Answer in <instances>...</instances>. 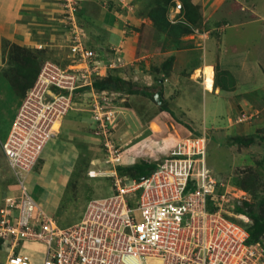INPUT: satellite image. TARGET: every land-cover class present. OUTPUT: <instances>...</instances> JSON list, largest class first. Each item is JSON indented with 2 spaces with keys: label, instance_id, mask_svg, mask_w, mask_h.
I'll return each mask as SVG.
<instances>
[{
  "label": "rangeland",
  "instance_id": "obj_1",
  "mask_svg": "<svg viewBox=\"0 0 264 264\" xmlns=\"http://www.w3.org/2000/svg\"><path fill=\"white\" fill-rule=\"evenodd\" d=\"M161 1L129 0L130 5L123 9L117 2L107 5L104 0H84L76 13L77 25L81 21L87 28L96 30L93 24L79 20L87 4L92 3L94 8L107 5L109 11H114L116 17L111 13L108 18L102 17L103 29H97L101 31L97 35L106 36L104 41L91 47L107 63L97 80L108 81L107 75L115 74L127 87L140 92L130 94L127 90L110 89L100 98L90 93L76 94L72 108L61 120L55 125L44 123L46 128L59 123L58 133L53 131L50 143L43 145L28 175L50 169L51 175L61 170L62 175L56 179L64 187L61 202L56 205V196L53 203L54 196L48 192L41 197L42 185L35 180L26 179L25 184L34 199L43 204L42 208L66 226L79 221L91 198L105 196L111 189V176L96 173H106L114 165L120 171L143 161L161 162L172 152L182 150L184 138L203 134L207 138L208 167L217 181L224 184L223 189L231 198V213L236 215L237 203L250 201L259 203L253 208L264 215L261 165L264 158V0H189L199 14L196 23L184 16L181 0ZM65 4L62 0L64 14L58 20L38 10L33 12L35 16L28 18L25 13L24 18H19L25 24L33 22L29 28L33 26L36 41L40 40L38 45L33 44L30 35L27 40L32 44L25 38L10 36L16 29L15 13L2 12L1 16L9 22L0 21V136L8 130V137L19 114H27L29 104L22 108L35 83L25 89L28 80L23 71L27 65L22 63L35 59L40 72L48 61L66 70L78 67L69 58L70 37L67 39L65 35V26L54 29L59 18L67 20ZM163 5L170 24L183 25L190 32L158 26L150 13ZM179 5L181 9H177ZM115 27L121 33L111 38L107 33H112ZM130 37L134 39L127 45ZM206 66L212 67L214 80L218 68L229 70L234 77L233 90L220 91L215 86L212 91L206 89L203 77L195 73ZM224 77L222 82L230 86V79ZM144 90L154 95L160 91L161 103L154 96L144 94ZM95 100L104 101L117 115L115 127L107 133L119 157L111 166L106 163L109 146L103 144L102 135L95 131L98 127L92 118ZM162 103L176 116L162 110ZM181 121L196 131H190ZM237 136L252 138L254 142L238 143L234 140ZM48 144L51 146L47 147ZM259 240L264 243V232ZM6 256L7 251L1 247L0 264Z\"/></svg>",
  "mask_w": 264,
  "mask_h": 264
},
{
  "label": "built area",
  "instance_id": "obj_2",
  "mask_svg": "<svg viewBox=\"0 0 264 264\" xmlns=\"http://www.w3.org/2000/svg\"><path fill=\"white\" fill-rule=\"evenodd\" d=\"M64 1L70 54L78 67L66 70L46 62L27 94L22 108L29 104L27 114H19L2 142L20 190L0 205L1 247L7 251L2 264H264V243L250 242L244 225L251 218L231 213V198L208 167L205 134L184 138L182 150L156 163L142 178L123 174L115 165L96 173L111 176V189L91 198L74 224L60 225L28 192L27 176L54 135L55 126L46 128L44 123L61 120L76 94L100 98L108 92L94 88L107 63L83 42V28L76 23L84 0ZM104 1L123 9L130 5L129 0ZM106 106L95 100L92 118L109 146L106 163L111 166L119 157L107 133L117 115ZM33 243L45 247L41 262L25 254Z\"/></svg>",
  "mask_w": 264,
  "mask_h": 264
},
{
  "label": "crops",
  "instance_id": "obj_3",
  "mask_svg": "<svg viewBox=\"0 0 264 264\" xmlns=\"http://www.w3.org/2000/svg\"><path fill=\"white\" fill-rule=\"evenodd\" d=\"M26 8V9H25ZM38 10V11H42L43 13H45V15L47 14H51L54 15V18L49 15L50 18H52V20L57 19L58 17L63 16L64 14V10H63V6H62V0H0V16L3 14L2 12H6V11H11L13 12V15L15 13V16L13 18V22L15 23V30L13 31V33H10V36H12L13 38L16 37L20 40H24V38L27 40V35H30L32 37V40L34 41L33 44H39L36 41L37 39L35 38L34 34H33V26H31L29 28V26L31 24H33V22H25L22 20H19V18H24V14L27 13L28 14V18L31 17V15H34V11ZM113 12V13H112ZM110 13L114 14V11H109V8L106 7H102V8H94L92 3H88L84 12L81 13L79 20L81 19L82 21H86L88 24H93L92 26H94L93 28H95L96 30L90 28H87L83 23L80 22V26L83 28L84 33L86 35L85 36V42L89 47H94L95 45H99L100 43H102V41H104V37L106 36H102L97 35L98 33H100L101 31H97V29H103L104 23L103 21H101V18H108L110 17ZM23 14V15H22ZM115 15V14H114ZM27 16V15H25ZM35 16V15H34ZM57 17V18H56ZM116 17V15H115ZM8 21L7 19H5L4 17L1 16L0 21L2 22H6ZM59 23L57 25L56 29H59L62 26H65L66 28V37L68 39V35H69V30H68V26H67V21L63 18H59ZM9 22V21H8ZM108 22V19H107ZM253 23V22H252ZM30 24V25H29ZM249 24V23H247ZM8 25H6V27H8ZM67 26V27H66ZM111 28V27H110ZM262 28V27H261ZM89 29V30H88ZM263 29V28H262ZM121 31L120 28L115 27L112 30V33H107L112 37H118L119 36V32ZM121 33V32H120ZM122 36V34H121ZM114 38V39H115ZM131 39H134L133 37L128 38L126 44L129 45L131 44L130 41ZM28 44H32L31 41L27 40ZM50 42H48L47 45H49ZM54 46V44L52 45ZM68 53H69V58L72 59V55L70 54V49L68 48ZM216 88V87H215ZM216 90H220V91H228L231 92L232 90H223L220 87H217ZM186 109H190L189 107H187ZM183 110V109H182ZM61 124V123H60ZM191 127L193 128V126L191 125ZM196 131V130H195ZM9 131H4V133H2V136H0V205L4 203V200L7 196H11V195H18L20 193L19 190V184L18 181L16 179V177L14 176V172L12 170V168L10 167L6 154L2 148V142L5 141V138L7 137ZM8 138V137H7ZM6 138V139H7ZM50 143V142H48ZM51 145L48 144L47 147H49ZM59 151V150H58ZM49 172L51 173V169L50 170H46V172L43 170L40 173H34V174H30L28 175L27 179H31V181H36L35 183H40V185H42L43 191L41 194V197L44 196L45 192H48L49 195H51V197L54 196V199L52 200L53 203H55V197H58V200L56 202V205L61 202V197L64 194V187L60 186V184H58V181H56V179L59 178L61 170H59L57 172V174H49ZM49 174V175H48ZM46 176V177H44ZM61 180V179H60ZM33 187V185H32ZM38 204L40 206H43V204L41 202H38ZM46 210V209H45ZM55 210V208L53 209ZM47 211V210H46ZM25 254L30 257L34 262H41L44 258L45 255V247L43 244L41 243H33L28 245L25 248Z\"/></svg>",
  "mask_w": 264,
  "mask_h": 264
},
{
  "label": "trees",
  "instance_id": "obj_4",
  "mask_svg": "<svg viewBox=\"0 0 264 264\" xmlns=\"http://www.w3.org/2000/svg\"><path fill=\"white\" fill-rule=\"evenodd\" d=\"M164 1V0H162ZM161 1V2H162ZM168 1L171 0H165V2L167 3ZM183 5V14L185 17H187L189 19V21H191L192 23H196L197 20L199 19V14L198 11L196 9L195 6H193L189 0H181ZM112 4V3H111ZM162 8H156L153 9V11L150 13V16L152 17V19L154 20V22L158 25V26H162V27H166L169 26L172 30H176L179 31L180 33H188L190 32L189 28L184 27L183 25H172L170 24V22L167 20L166 18V9H163L164 5L161 6ZM27 61V62H26ZM24 63L27 65V67H24V65H20L24 67V71H23V75L26 76V79L28 80V83L26 85L25 89H29V87L35 83L34 81H36V77L37 75H39L38 73L39 68H38V63L37 61L34 60H26ZM217 78L215 79V87H220L223 90H232L234 87V77L231 74V72L227 69H217ZM107 75V73L105 74ZM225 76V77H224ZM107 77L109 78L108 81H104L102 79L100 80H96L95 81V85L94 88L97 91H103V90H117V91H129L130 94H134V93H139L140 91L138 89H134L132 87H127L126 82L119 77L118 75L115 74H108ZM226 78V79H230L231 83L230 86L226 85L222 82V78ZM158 80V79H157ZM160 81V80H158ZM144 94L146 95H150V96H154V94H152L151 92L144 90L143 91ZM161 108L164 111L169 112L171 115H173V117L176 116L175 112L166 104H161ZM184 125H186L188 127V129L192 132L195 131L194 128L191 127L190 124H185V122H182ZM264 139V138H263ZM235 141H237L238 143L247 145L250 144L252 142H254L252 138L249 139H245L241 136H237L235 139ZM261 165L262 168L264 169V158L261 161ZM157 168V164L153 163V162H148V161H143L142 163L136 164L133 167H130L127 170H122V168H120V172H125L128 173L131 177H137V178H142L144 176H147L148 174H150L153 170H155ZM257 205H259V203L255 204V203H251L250 201H242L240 203L236 204V212L239 214H248V216L251 218L252 222L250 223H244V225L247 227L250 236H249V241L250 242H255L258 241L260 239V235L262 234V232H264V215L260 214L257 209H254L253 207H256ZM247 207H250L251 209L249 211L246 210ZM60 225L65 226V224H63L61 221ZM1 244H2V240L0 239V250H1Z\"/></svg>",
  "mask_w": 264,
  "mask_h": 264
},
{
  "label": "bare ground",
  "instance_id": "obj_5",
  "mask_svg": "<svg viewBox=\"0 0 264 264\" xmlns=\"http://www.w3.org/2000/svg\"><path fill=\"white\" fill-rule=\"evenodd\" d=\"M195 73H197L198 76L203 77V83H204L206 89H208L210 91L214 90L215 80H214V75H213V69H212V67H210V66L203 67L202 69L197 70ZM59 126L60 125L58 123L54 127V132L55 133H58V127Z\"/></svg>",
  "mask_w": 264,
  "mask_h": 264
},
{
  "label": "water",
  "instance_id": "obj_6",
  "mask_svg": "<svg viewBox=\"0 0 264 264\" xmlns=\"http://www.w3.org/2000/svg\"><path fill=\"white\" fill-rule=\"evenodd\" d=\"M160 94H161L160 91L155 94V98L157 99L158 103H161V99L159 98Z\"/></svg>",
  "mask_w": 264,
  "mask_h": 264
}]
</instances>
